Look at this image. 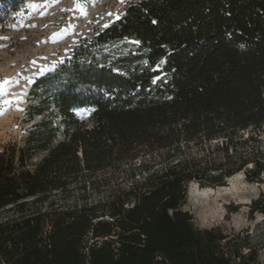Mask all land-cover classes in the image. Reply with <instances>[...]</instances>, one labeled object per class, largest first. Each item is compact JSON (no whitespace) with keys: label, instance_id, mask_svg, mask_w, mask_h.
Listing matches in <instances>:
<instances>
[{"label":"trees","instance_id":"16d2710c","mask_svg":"<svg viewBox=\"0 0 264 264\" xmlns=\"http://www.w3.org/2000/svg\"><path fill=\"white\" fill-rule=\"evenodd\" d=\"M121 42L53 96L82 130L54 146L42 121L0 150V264H258L248 232L184 208L192 183L264 175V0H134L91 45Z\"/></svg>","mask_w":264,"mask_h":264},{"label":"rangeland","instance_id":"374dc122","mask_svg":"<svg viewBox=\"0 0 264 264\" xmlns=\"http://www.w3.org/2000/svg\"><path fill=\"white\" fill-rule=\"evenodd\" d=\"M132 1L0 0V150L9 143L22 146L31 131L39 132L34 126L42 121L56 128L54 146L67 142L72 131L82 130L80 124L63 125L53 96L70 80L91 76L95 65H110L117 58L118 54L112 56L111 51L120 52L122 42L105 48L91 43ZM122 50L128 52L130 48ZM31 106H42L44 114L31 118ZM76 112L79 122L85 121L90 127L91 108ZM43 157L40 154L35 163ZM113 172L108 168L99 175ZM193 184L189 185L184 211L190 213L195 225L200 229L220 227L228 236L248 232L259 253L258 264H264V216L250 215L251 203L259 198L264 201V175L248 183L242 173L231 185L227 180L224 187L228 189L214 188L217 191L209 193L200 192L204 188H192ZM109 190L95 194V199L109 195ZM213 204L217 213L212 219L206 218L204 211Z\"/></svg>","mask_w":264,"mask_h":264},{"label":"bare ground","instance_id":"6f19581e","mask_svg":"<svg viewBox=\"0 0 264 264\" xmlns=\"http://www.w3.org/2000/svg\"><path fill=\"white\" fill-rule=\"evenodd\" d=\"M238 176H242V173L235 175L232 179H230L229 180L230 185L233 183V180ZM194 187L199 189L197 184H193L192 188H194ZM217 189H228V188L227 187H217ZM199 190H200V192L203 191V193H209V192H216L217 191V190L211 189V188H204V189H199ZM216 213H217L216 205H214V204L212 206H210V208H208L207 210L204 211L205 217L211 218V219L215 217Z\"/></svg>","mask_w":264,"mask_h":264},{"label":"snow or ice","instance_id":"6c2138e0","mask_svg":"<svg viewBox=\"0 0 264 264\" xmlns=\"http://www.w3.org/2000/svg\"><path fill=\"white\" fill-rule=\"evenodd\" d=\"M152 23H153V24H156V23H158V21L153 20ZM134 43H139V41H134ZM241 47H243V45H241Z\"/></svg>","mask_w":264,"mask_h":264}]
</instances>
